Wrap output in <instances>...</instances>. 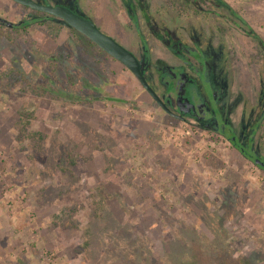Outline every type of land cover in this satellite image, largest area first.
<instances>
[{
  "label": "rangeland",
  "instance_id": "374dc122",
  "mask_svg": "<svg viewBox=\"0 0 264 264\" xmlns=\"http://www.w3.org/2000/svg\"><path fill=\"white\" fill-rule=\"evenodd\" d=\"M36 1L93 20L193 113L0 0V264H264V169L242 151L264 161V0Z\"/></svg>",
  "mask_w": 264,
  "mask_h": 264
},
{
  "label": "water",
  "instance_id": "95a60500",
  "mask_svg": "<svg viewBox=\"0 0 264 264\" xmlns=\"http://www.w3.org/2000/svg\"><path fill=\"white\" fill-rule=\"evenodd\" d=\"M32 9L44 11L52 16L62 19L65 24L72 26L86 35L98 46L122 62L139 80L141 85L168 113L171 109L149 83L142 69L140 58L128 48L119 43L113 36L101 30L97 24L81 13H77L63 4L41 3L36 0H14ZM254 162L264 168V161L254 158Z\"/></svg>",
  "mask_w": 264,
  "mask_h": 264
},
{
  "label": "trees",
  "instance_id": "16d2710c",
  "mask_svg": "<svg viewBox=\"0 0 264 264\" xmlns=\"http://www.w3.org/2000/svg\"><path fill=\"white\" fill-rule=\"evenodd\" d=\"M126 2H127V7H128V9L130 10V13L132 14V15H135V9H136V3H135V1H133V0H125ZM174 2L176 1L177 3L176 4H179V1L178 0H173ZM219 2H223V0H218ZM185 3H187L188 5H190V1L189 0H185ZM25 7H27V8H30V7H28V6H26L25 5ZM32 9V8H31ZM33 10V13L35 14V15H39V16H50L51 17V20L49 21L50 22V28H51V30H53L52 32H54V33H57V32H59L63 27H65L66 26V29H67V35H68V38H69V40L71 41V42H73V44L77 47V48H79L81 51H88L89 49H94V48H97L98 49V52H100V53H108V52H106L104 49H102L100 46H98L94 41H92L90 38H88L86 35H84L83 33H81V32H79L77 29H75V28H73L72 26H70V25H67V24H65L64 23V21L62 20V19H59V18H57L56 16H52V15H50V14H48V13H46V12H44V11H40V10H35V9H32ZM144 13H146V12H144ZM28 24L29 23H25V25H24V27L23 28H21V29H16L17 30V33L19 34V35H21V33L22 32H25L26 30H27V27H28ZM13 34L14 33H12V32H6V36H7V38H11L12 36H13ZM172 43V41H170L169 43H167V45L169 46V48L171 47L170 46V44ZM261 43H262V45L264 46V40H261ZM0 52H1V48H0ZM109 54V53H108ZM144 55H146V54H144ZM112 56V55H111ZM140 61L142 62V69L144 70H146V67L144 66V61L146 62V60H141L140 59ZM157 61V66H156V68H157V71L160 73V75L162 76L163 75V71L161 70V69H159V67H158V65H160V64H162V65H164L166 68H168V64L163 60V59H158V60H156ZM146 65V64H145ZM156 68H155V70H156ZM36 73V71H33V73ZM16 74V76L18 77V80H26V81H29V84H31V79H30V77H28L27 75V73L26 72H24V70L20 67V66H13V67H10L9 69H8V71H6L5 72V75L7 76V77H10V78H13L12 76H15V74ZM18 73H20L21 74V79H20V76L19 75H17ZM145 74V73H144ZM146 75V74H145ZM146 78H147V80L149 81V83L152 85V83H151V78L149 77V75H146ZM141 84V83H140ZM142 86V85H141ZM153 86V85H152ZM143 87V86H142ZM37 89L39 88V87H36ZM144 88V87H143ZM154 88V87H153ZM145 89V88H144ZM155 89V88H154ZM145 91L151 96V94L145 89ZM152 97V96H151ZM193 113V109L192 108H190L189 110H188V112H187V114H192ZM226 135H228L229 136V138L233 141V142H235L236 144H237V142H236V139L235 140H233L231 137V135L230 134H226ZM233 135V134H232ZM242 151H243V154H245L246 156H247V158H251V159H253L254 160V153L253 152H250V150L249 149H242ZM258 166H260V165H258ZM261 167V166H260ZM262 169H264L263 167H261ZM92 236H94L93 234H92Z\"/></svg>",
  "mask_w": 264,
  "mask_h": 264
},
{
  "label": "flooded vegetation",
  "instance_id": "af4514ba",
  "mask_svg": "<svg viewBox=\"0 0 264 264\" xmlns=\"http://www.w3.org/2000/svg\"><path fill=\"white\" fill-rule=\"evenodd\" d=\"M162 97H164L163 95H162ZM167 102H168V99L167 98H164ZM176 101H177V97H176ZM177 104V103H176ZM187 112H188V110L187 111H183L182 109H181V107L179 108V106L177 105V112L176 111H173V110H171L169 113H172V115H175L177 118H184L186 115H187ZM233 140H235L236 139V137H235V135H232V137H231ZM249 159H251V158H249ZM253 160V159H252ZM253 162H254V160H253Z\"/></svg>",
  "mask_w": 264,
  "mask_h": 264
},
{
  "label": "bare ground",
  "instance_id": "6f19581e",
  "mask_svg": "<svg viewBox=\"0 0 264 264\" xmlns=\"http://www.w3.org/2000/svg\"><path fill=\"white\" fill-rule=\"evenodd\" d=\"M256 165H258V164H256Z\"/></svg>",
  "mask_w": 264,
  "mask_h": 264
}]
</instances>
